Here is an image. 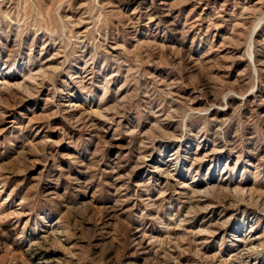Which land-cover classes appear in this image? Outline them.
I'll return each mask as SVG.
<instances>
[{"label":"rangeland","instance_id":"1","mask_svg":"<svg viewBox=\"0 0 264 264\" xmlns=\"http://www.w3.org/2000/svg\"><path fill=\"white\" fill-rule=\"evenodd\" d=\"M0 264H264V0H0Z\"/></svg>","mask_w":264,"mask_h":264}]
</instances>
